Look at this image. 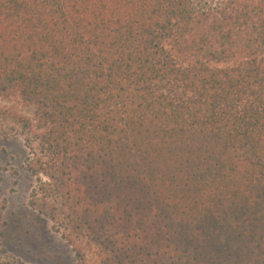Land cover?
<instances>
[{
  "label": "trees",
  "instance_id": "trees-1",
  "mask_svg": "<svg viewBox=\"0 0 264 264\" xmlns=\"http://www.w3.org/2000/svg\"><path fill=\"white\" fill-rule=\"evenodd\" d=\"M0 138L77 264H264V0H0Z\"/></svg>",
  "mask_w": 264,
  "mask_h": 264
},
{
  "label": "rangeland",
  "instance_id": "rangeland-1",
  "mask_svg": "<svg viewBox=\"0 0 264 264\" xmlns=\"http://www.w3.org/2000/svg\"><path fill=\"white\" fill-rule=\"evenodd\" d=\"M19 109L33 115L31 108ZM27 160L22 139L0 138V264H77L71 246L30 207L38 180L28 173ZM96 252L88 247L92 264L99 262Z\"/></svg>",
  "mask_w": 264,
  "mask_h": 264
}]
</instances>
